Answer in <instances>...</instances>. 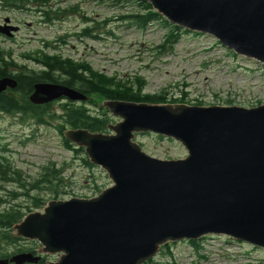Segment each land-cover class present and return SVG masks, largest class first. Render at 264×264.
I'll list each match as a JSON object with an SVG mask.
<instances>
[{"label":"water","instance_id":"1","mask_svg":"<svg viewBox=\"0 0 264 264\" xmlns=\"http://www.w3.org/2000/svg\"><path fill=\"white\" fill-rule=\"evenodd\" d=\"M170 25L214 37L234 54L264 66V0H140ZM9 19L5 20V23ZM19 30L0 26L1 34ZM8 34L7 37H12ZM0 79V94L15 89ZM73 103L88 97L59 84L37 83L29 101ZM119 120L110 134L67 129L63 137L82 149L90 165L113 184L91 199L51 201L13 226L15 237L37 242L36 255L19 253L0 264H145L168 243L226 236L264 250V104L155 105L104 101ZM179 143L181 160L148 156L139 134Z\"/></svg>","mask_w":264,"mask_h":264},{"label":"rangeland","instance_id":"2","mask_svg":"<svg viewBox=\"0 0 264 264\" xmlns=\"http://www.w3.org/2000/svg\"><path fill=\"white\" fill-rule=\"evenodd\" d=\"M29 1L32 4L24 11L0 7V25L8 18L11 25L19 27L17 32H11V38L0 36V50L10 52L19 66L28 65L24 59L28 54L51 45L45 53L88 63L108 77L125 81L141 78L145 83L144 94H164L169 103L172 99L187 106L243 108L264 104V66L234 54L210 35L182 29L183 35L176 44L160 48L173 26L156 21L140 29L125 20L130 14L145 12L144 7L136 4L137 0L121 4L113 0H44L53 11L75 9L51 23L36 16L35 10L41 8ZM86 28L93 29L91 37L80 36ZM61 39L64 45L59 42ZM104 101L100 96H92L86 104L93 107L94 103L98 108ZM60 105L55 103L50 109L59 114ZM111 118V125L118 123L119 120ZM57 121L48 119V125L37 126L32 121L0 114V161H7L11 173L19 172L22 181L32 183L47 165L64 170L57 195L47 191L32 193L43 198L40 209L33 202H16L25 216L42 212L51 201L91 199L112 186L101 168L85 164L88 159L84 152L76 154L63 146L55 130ZM135 143L148 156L159 160H181L187 156L179 143L153 134H139ZM2 187L0 212L14 205L6 193L18 192L15 184ZM12 236L15 237L14 231ZM18 239L15 247L6 248L8 254L21 248L33 249L37 254L41 249L37 242ZM166 246L148 264H264V250L226 236L208 235ZM44 257V264H49L57 262L59 255Z\"/></svg>","mask_w":264,"mask_h":264},{"label":"trees","instance_id":"3","mask_svg":"<svg viewBox=\"0 0 264 264\" xmlns=\"http://www.w3.org/2000/svg\"><path fill=\"white\" fill-rule=\"evenodd\" d=\"M35 6L39 5L40 10H35L39 13L44 23H51L66 13L70 14L75 9L61 12L60 10L53 11L48 6V1L31 0ZM116 4L130 3L135 0H113ZM7 8L17 10H27L32 4L29 0H2ZM140 7H144L143 14H130L125 20L131 21L137 28L145 29L148 24L156 21H162L163 25L167 23L160 15L153 11L150 4L136 1ZM170 25V24H169ZM186 32V31H185ZM188 33V32H187ZM93 29H83L81 37H91ZM183 35L180 29L172 27L168 32L167 38L160 48L172 46L176 44ZM32 64L42 66L40 73H23V66H19L12 59V55L6 51L0 50V79L12 78L16 82L15 89L10 95H0V114L9 115L20 120L32 121L37 126L48 125V119H58V125L55 126L56 132L62 139L63 146L73 151L74 153H83L82 149L75 148L64 137L63 132L67 129H83L90 133L108 134V126L111 125L112 118L109 112L103 108L89 106L85 102L63 103L60 105V113L56 114L50 109V105L40 106L32 104L28 101V95L32 92V87L36 83H56L65 87L78 91L88 97L100 96L104 100L121 101L131 103H148L155 105L178 104L175 100L169 103L166 96L163 95H146L144 94L145 83L141 78L118 80L116 77H108L92 69L88 63L76 61L70 58L61 59L57 54H44L38 51L33 52L29 56ZM39 66V67H40ZM131 80V81H130ZM88 102V101H87ZM45 105V104H44ZM89 106V108H87ZM88 167H92L88 160H84ZM11 167L5 159L0 161V192H3L2 185L15 184L18 187V192H8L6 196L10 199L13 206L10 209L0 212V259H9L11 256L19 253H32L36 255L33 249H18L13 254H8L7 247H15L19 239L12 236L13 226L19 223L25 216L23 209L16 202H33L36 209H40L44 205V200L40 195H32L33 192L47 191L49 194L57 195L58 189L62 187L63 169L56 168L50 164L42 168V172L38 179L32 183H26L21 180L19 172L11 173ZM1 200V197H0ZM194 243V242H192ZM167 249L168 246H165ZM44 256H41L38 264H44ZM148 263H151L149 261ZM146 263V264H148Z\"/></svg>","mask_w":264,"mask_h":264},{"label":"flooded vegetation","instance_id":"4","mask_svg":"<svg viewBox=\"0 0 264 264\" xmlns=\"http://www.w3.org/2000/svg\"><path fill=\"white\" fill-rule=\"evenodd\" d=\"M0 7L1 8H5L6 7V5L2 2V0H0ZM8 9H11V8H8ZM36 14V16H39V13L37 12V13H35ZM6 19H8V18H5V19H3L2 20V24L0 25V26H13V25H11L12 23H11V21H10V19H9V22H7V23H5V20ZM19 28V27H18ZM12 31H10L9 30V32H8V34H12L11 33ZM8 34H1L0 33V36L1 37H5V38H9V37H7V35ZM11 38V37H10ZM60 43H62V45H64V43L65 42H63V39H61L60 41H59ZM48 48H52V46L51 45H47V46H45V48H43V49H39L38 50V52H40V53H44V54H54V53H45L46 52V50L48 49ZM8 53H10V52H8ZM11 54V53H10ZM12 55V54H11ZM30 56V54H28L26 57H24V59H26L27 61L25 62V63H27L28 65L27 66H23V73H29V72H31V73H40L41 71H42V66H38L37 64H32V62L29 60V57ZM57 56H61V59H66L67 57H64V56H62V55H60V54H57ZM12 59L14 60V58L12 57ZM71 59V58H70ZM77 61V60H76ZM29 64L32 66V68L29 66ZM37 84V83H36ZM51 84H56V83H51ZM35 85V84H34ZM33 85V86H34ZM59 85H61V84H59ZM11 92H12V90L11 89H7L6 91H4V92H2L0 95H2V94H7V95H10L11 94ZM32 92H33V87H32ZM31 92V93H32ZM31 93L28 95V101H29V96L31 95ZM68 101L66 100V99H64V98H61L60 100H58V101H55V102H52V103H49V105L51 106V105H53V104H55V103H60V104H63V103H67ZM72 103V102H71ZM76 104H79V103H76ZM40 106H46V104L45 105H40Z\"/></svg>","mask_w":264,"mask_h":264},{"label":"bare ground","instance_id":"5","mask_svg":"<svg viewBox=\"0 0 264 264\" xmlns=\"http://www.w3.org/2000/svg\"><path fill=\"white\" fill-rule=\"evenodd\" d=\"M140 1V0H139ZM140 2H142V1H140ZM164 19V18H163ZM165 20V19H164ZM166 21V20H165ZM199 240V239H198Z\"/></svg>","mask_w":264,"mask_h":264}]
</instances>
